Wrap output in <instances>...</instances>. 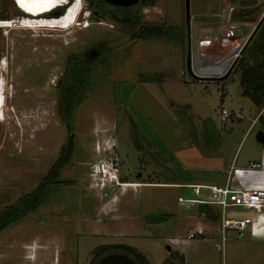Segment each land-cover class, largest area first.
Instances as JSON below:
<instances>
[{
    "label": "rangeland",
    "instance_id": "rangeland-1",
    "mask_svg": "<svg viewBox=\"0 0 264 264\" xmlns=\"http://www.w3.org/2000/svg\"><path fill=\"white\" fill-rule=\"evenodd\" d=\"M76 1L80 13L72 21L89 26L0 20V210L32 191L69 134L74 140L43 203L0 231V264H96V249L108 244L129 245L150 264H264V207L235 208L251 214V231L242 238L228 233L222 246L216 217L177 202L195 197L192 189L168 185L222 184L233 163L242 174L232 187L264 189V145L255 138L264 132V101L256 106L242 95L238 65L264 0H190L189 27L184 0ZM227 4L236 8L221 20ZM143 25L173 36L135 37ZM195 48L200 69H224L197 73ZM70 55L92 67L71 129L59 112ZM113 152L121 179L136 185L91 188L89 165ZM250 161L261 167H248ZM149 214L166 219L151 223ZM198 228L203 235L186 239ZM112 252L120 253L102 256Z\"/></svg>",
    "mask_w": 264,
    "mask_h": 264
},
{
    "label": "trees",
    "instance_id": "trees-1",
    "mask_svg": "<svg viewBox=\"0 0 264 264\" xmlns=\"http://www.w3.org/2000/svg\"><path fill=\"white\" fill-rule=\"evenodd\" d=\"M262 21H264V15L250 34L246 42L248 43V46H246L248 48L238 63L240 70L239 83L242 87V95L249 97L256 106L262 105L264 101V26L261 27ZM133 35L139 38L149 35L158 37L173 36L169 29H164L158 25H143ZM91 70L90 60L77 55H70L68 57L59 85V112L68 121L69 129H71L70 121L73 110L86 97L85 89ZM73 150L74 140L71 133L68 136L67 142L62 146L59 156L40 183L32 191L24 194L17 201L0 210V231L8 225L17 222L43 203L48 186L57 180L61 169L71 159ZM198 209L209 216L215 217L213 209L207 205H199ZM146 219L153 223L164 221L166 216L149 214L146 215ZM107 251H119L130 257L137 264H150L141 252L125 244L101 245L96 249L94 256L102 258V255ZM171 254L174 255V258L183 260V256L177 252H172Z\"/></svg>",
    "mask_w": 264,
    "mask_h": 264
},
{
    "label": "built area",
    "instance_id": "built-area-1",
    "mask_svg": "<svg viewBox=\"0 0 264 264\" xmlns=\"http://www.w3.org/2000/svg\"><path fill=\"white\" fill-rule=\"evenodd\" d=\"M235 8V6L227 4V6L222 9V12L220 14L221 20H223V18L228 20ZM242 45L237 47V49H230L227 52L228 54H226L231 57L233 55L232 53L235 50L240 51ZM230 57L227 59H231ZM214 68L218 67L214 66ZM210 70V68L209 70L206 69V71L208 72H210ZM223 111L225 112L226 110L224 109ZM120 164L121 160L119 158V155L114 152L106 155L101 159L91 162L88 172L91 188H95L101 191L105 187L114 185L121 188L129 186L126 185V183L132 182H126L121 179ZM248 167L255 169L261 167V165L259 162L250 161L248 163ZM241 174L242 169L232 163L225 174V180L222 184H168L173 187L192 189L195 197L187 198L177 196V202L179 204H185L187 206L194 204L197 205V207L199 205H207L208 207L213 209L215 217L218 221L217 231L221 234L222 246L223 242L227 238L228 233H233L237 238H242L251 231V214H244L243 212L235 210V208H242L243 210H249L250 212H259L262 207H264V189H241L231 186V179L233 178V176L239 177L241 176ZM203 234L204 231L201 228H198L196 230L188 232L186 234V239H193L195 236Z\"/></svg>",
    "mask_w": 264,
    "mask_h": 264
},
{
    "label": "bare ground",
    "instance_id": "bare-ground-1",
    "mask_svg": "<svg viewBox=\"0 0 264 264\" xmlns=\"http://www.w3.org/2000/svg\"><path fill=\"white\" fill-rule=\"evenodd\" d=\"M74 3L71 7H69L61 17L50 18L49 20L40 19L39 15H42L46 12H50L56 7L66 4L65 0H14L17 7L26 11V13H35L36 21L34 20V26H38L39 28H52V29H62L67 30L72 28L73 25H84L89 26L90 23H76V21H72V17L76 15L78 12L80 13V3L79 1L74 0ZM68 2V1H67ZM81 2V0H80ZM71 4V1L67 5ZM82 5V4H81ZM41 17V16H40ZM7 21V20H6ZM1 65L3 61H0ZM3 68V66H1ZM2 87V80L0 81V90ZM0 98L2 99L1 91ZM126 185H136V183H126Z\"/></svg>",
    "mask_w": 264,
    "mask_h": 264
},
{
    "label": "flooded vegetation",
    "instance_id": "flooded-vegetation-1",
    "mask_svg": "<svg viewBox=\"0 0 264 264\" xmlns=\"http://www.w3.org/2000/svg\"><path fill=\"white\" fill-rule=\"evenodd\" d=\"M69 1H71V0H68V2L64 6L60 5V6L56 7L55 9L51 10L50 12H46L42 15H39V18L40 19L42 18L44 20H48L52 17L53 18L61 17L64 14V12L66 11L67 6H68L67 4L69 3ZM87 1H88L87 3H89V2H98V1H102V0H87ZM123 1H127V3L121 2V4L115 3V5L124 6L125 4H128L129 2H131L132 0H123ZM86 16H88V17L85 21H87V20L90 21L92 18L91 14L86 15ZM184 16L186 19L185 0H184ZM7 19L12 20L14 22H22L26 19L36 20L38 18H36L35 13H26L25 10L24 11L20 10L17 7V5L15 4L14 0H0V20H7ZM189 24H190V0H189ZM189 24H187L188 27H189ZM0 27H2V26H0ZM3 31L5 32V29H3ZM207 58H210V57L207 56ZM203 59L205 60L206 58H203Z\"/></svg>",
    "mask_w": 264,
    "mask_h": 264
},
{
    "label": "water",
    "instance_id": "water-1",
    "mask_svg": "<svg viewBox=\"0 0 264 264\" xmlns=\"http://www.w3.org/2000/svg\"><path fill=\"white\" fill-rule=\"evenodd\" d=\"M112 1L114 3H120V4H121V2H126L127 3V1H123V0H112ZM185 13H186V23L189 24V0H185ZM206 41H207L206 45L208 47L209 40H206ZM234 53H236V50L232 54H234ZM207 56H210V55H206L203 58H205ZM198 57H199V55H198V52H197V50L195 48L196 71H197V73H206L207 72L206 69H200L197 66V62L199 63V61H198L199 58ZM188 68H190L189 67V62H188ZM223 68L224 67H222L220 69L216 68V70L217 71H221V70H223ZM210 69H214V65L210 66ZM193 75L194 76H198L195 73ZM255 138H256L257 141H259L260 143H262L264 145V132L263 131H258L256 133ZM167 249H168V251H170V247L169 246H167ZM96 264H137V263L134 260H132L130 257H128L127 255H125V254L112 252V253L106 254L105 256L100 258L97 261Z\"/></svg>",
    "mask_w": 264,
    "mask_h": 264
},
{
    "label": "clouds",
    "instance_id": "clouds-1",
    "mask_svg": "<svg viewBox=\"0 0 264 264\" xmlns=\"http://www.w3.org/2000/svg\"><path fill=\"white\" fill-rule=\"evenodd\" d=\"M74 3H76L74 0H71V4H69L68 6H67V9L69 8V7H71ZM66 9V10H67ZM0 81H1V76H0ZM1 91V90H0ZM2 105V99L0 98V106Z\"/></svg>",
    "mask_w": 264,
    "mask_h": 264
},
{
    "label": "crops",
    "instance_id": "crops-1",
    "mask_svg": "<svg viewBox=\"0 0 264 264\" xmlns=\"http://www.w3.org/2000/svg\"><path fill=\"white\" fill-rule=\"evenodd\" d=\"M249 234V233H248ZM185 261V257H184V255H183V262Z\"/></svg>",
    "mask_w": 264,
    "mask_h": 264
}]
</instances>
